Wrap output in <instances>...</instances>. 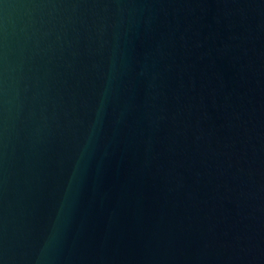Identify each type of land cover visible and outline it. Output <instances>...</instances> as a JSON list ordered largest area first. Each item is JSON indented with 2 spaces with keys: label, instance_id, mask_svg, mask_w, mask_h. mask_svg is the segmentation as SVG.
<instances>
[{
  "label": "water",
  "instance_id": "water-1",
  "mask_svg": "<svg viewBox=\"0 0 264 264\" xmlns=\"http://www.w3.org/2000/svg\"><path fill=\"white\" fill-rule=\"evenodd\" d=\"M0 264H264V0H0Z\"/></svg>",
  "mask_w": 264,
  "mask_h": 264
}]
</instances>
